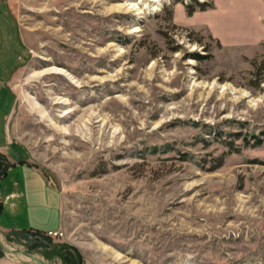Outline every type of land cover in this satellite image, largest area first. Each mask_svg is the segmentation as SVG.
I'll return each instance as SVG.
<instances>
[{
	"label": "rangeland",
	"instance_id": "rangeland-1",
	"mask_svg": "<svg viewBox=\"0 0 264 264\" xmlns=\"http://www.w3.org/2000/svg\"><path fill=\"white\" fill-rule=\"evenodd\" d=\"M0 1L20 27L0 31V143L59 189L63 227L0 231L5 247L49 264H264V18L232 43L206 23L216 0L198 16L178 0Z\"/></svg>",
	"mask_w": 264,
	"mask_h": 264
},
{
	"label": "crops",
	"instance_id": "crops-1",
	"mask_svg": "<svg viewBox=\"0 0 264 264\" xmlns=\"http://www.w3.org/2000/svg\"><path fill=\"white\" fill-rule=\"evenodd\" d=\"M262 3L260 0L248 4L241 0H216V15L212 13L206 23L223 41L241 42L254 25L260 28L258 23L264 18ZM9 24L20 33L13 13L0 1V31L6 32ZM9 82L10 79L0 82V88L6 90L0 95V133L6 136V140H10L7 119L14 106L12 93L7 87ZM16 146L11 148L7 143H0V151L9 159V166L0 183V231L62 230V193L48 182L40 168L25 161L20 154V146ZM0 264L41 263L6 256L0 259Z\"/></svg>",
	"mask_w": 264,
	"mask_h": 264
},
{
	"label": "trees",
	"instance_id": "trees-1",
	"mask_svg": "<svg viewBox=\"0 0 264 264\" xmlns=\"http://www.w3.org/2000/svg\"><path fill=\"white\" fill-rule=\"evenodd\" d=\"M178 1H180V2H182L184 4L185 9H186V13L189 16L193 15L197 10H207L209 8H215V4H214L213 1H199V0H191L190 2H185L183 0H178ZM170 14H172V11H170ZM190 56H193L194 58L200 60V59H203V58H208L211 55L210 54L201 55V54H198V53H193V54H190ZM238 136H239V134H238ZM252 137L255 139V142L257 144H261V143L264 142V139H262L260 135L253 134ZM0 156L4 157L3 154H1V152H0ZM0 167H1V162H0ZM30 231L31 230H23V231H21L22 232L21 236L22 235H24V236L30 235L31 234ZM13 233H15L17 237H18V235H20L16 231L15 232L13 231ZM41 235H42V233L39 232V234H37L36 237H34V239H36V240L33 241L34 242L33 246L37 247V246L44 245V246H42L43 248L41 249V251H42V253L47 254V256L48 255L50 256V255H53L54 253H56L57 250L51 247L52 246L51 241H49L48 238H46L44 240V237L41 236ZM31 252H34V251H31ZM3 253L4 252L0 248V256L3 255Z\"/></svg>",
	"mask_w": 264,
	"mask_h": 264
},
{
	"label": "water",
	"instance_id": "water-1",
	"mask_svg": "<svg viewBox=\"0 0 264 264\" xmlns=\"http://www.w3.org/2000/svg\"><path fill=\"white\" fill-rule=\"evenodd\" d=\"M0 244L2 246V249L5 253H8V254H21L31 260H35V261H38L39 263L41 264H49L44 258H42L41 256H38L36 254H33V253H30L26 250H23V249H16V248H7L4 246L2 240L0 239Z\"/></svg>",
	"mask_w": 264,
	"mask_h": 264
},
{
	"label": "built area",
	"instance_id": "built-area-1",
	"mask_svg": "<svg viewBox=\"0 0 264 264\" xmlns=\"http://www.w3.org/2000/svg\"><path fill=\"white\" fill-rule=\"evenodd\" d=\"M49 233H50V234H55V235H58V234H59L58 231H57V232H56V231H55V232L50 231Z\"/></svg>",
	"mask_w": 264,
	"mask_h": 264
}]
</instances>
